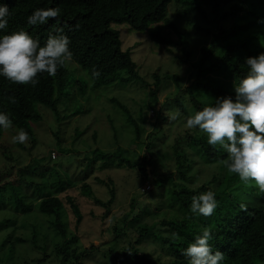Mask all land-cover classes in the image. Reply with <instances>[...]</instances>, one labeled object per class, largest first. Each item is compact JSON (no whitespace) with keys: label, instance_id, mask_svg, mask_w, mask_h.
<instances>
[{"label":"trees","instance_id":"obj_1","mask_svg":"<svg viewBox=\"0 0 264 264\" xmlns=\"http://www.w3.org/2000/svg\"><path fill=\"white\" fill-rule=\"evenodd\" d=\"M172 1L177 3L176 18L196 14L207 23L205 26L194 24L195 30L202 32L203 36L206 33L211 34L208 45L200 48L199 58L191 63L195 69V82L192 87L196 89V94L190 87H186L185 90L192 111L201 109L217 97L233 96V84L238 82L247 70L244 64L245 57L264 52V41L258 42L264 24L256 23L258 14L252 9L247 10L244 0H0V3H6L10 12L8 27L3 30L5 33L24 30L43 43L56 27L62 28L69 38V49L73 53L71 61L88 73L93 88H99L111 83L143 81L138 74L136 63L131 59L130 50L122 49L119 32L111 27L113 23L125 24L130 30L136 32H146L147 38L156 44L166 46V49L177 50L179 54L177 53L176 57L181 63H186L189 53L183 46V34L166 13L167 6ZM48 7L60 9L56 18H49L44 24L34 26L26 23L27 16L34 9ZM252 22H254L253 27ZM208 23L211 24V30L214 28L216 32L214 30L210 32ZM228 24L230 27L225 26ZM153 26L162 27V30L157 29L158 27L155 29ZM222 39L223 42L220 41ZM67 66L65 62L62 67H58L53 76L47 73L38 74V83L35 86L16 84L0 77V111L10 114L11 127L16 130L24 129L28 133V138L32 140L34 137L31 124L41 120L39 105L50 109L54 116L58 117V101L70 83ZM93 70L98 71L99 76L92 77ZM211 74H217L220 78L215 79L211 77ZM151 76L154 83L145 85L146 97L154 108L161 78L157 71H154ZM167 79H173L176 83L178 81L177 76L172 78L165 76L164 80ZM110 101L122 111L125 122L133 127L135 141L138 140L140 128L136 119L123 103L115 98H111ZM179 106L181 107L180 103ZM140 114L141 112L138 115ZM1 132L2 129L0 134ZM174 143L188 147L202 162L215 165V172L203 184L191 188L184 182L190 180L187 172L191 170L190 164L193 158L183 157L177 161V174L182 182L174 181L170 194L181 216L166 218L160 222L169 230L166 236L156 233L152 227L140 225L137 228L136 240V244H139L142 239L148 237L160 239L163 248L173 254V257L159 260L138 249L127 248L119 263L188 264L181 250L193 240L196 234L200 233L203 227L212 231L213 235L209 244L213 250L219 249L224 253L221 264L264 263V192H261L253 182H243L236 174L230 173L224 165L227 159L226 153L218 145L207 144L205 135L184 131L174 139ZM151 147L152 144L147 143L146 152L138 160H132L129 157V155L135 156L133 151L121 147L106 151L95 148L91 151V157L86 158L85 169H90L89 172H91L95 162L108 160L113 165L136 170L137 177L149 180L147 166L151 162ZM27 170H30V166L22 167L19 172L23 173ZM52 174L50 176L52 183L56 184V188H61L63 183L54 181ZM87 175H84V179L82 177L76 179L78 181L76 186L79 185L80 189L87 191L86 194L91 192L86 181ZM167 178L172 179V177H163L150 180L161 189ZM95 179L100 185H104L109 195V199L105 201L94 199L95 204L106 208L102 214L104 217L115 199V186L111 179L106 181L100 178ZM24 185L31 189L30 196H26L22 191L21 188ZM209 189L215 193L217 207L209 216L193 215L189 210L192 196ZM26 198L30 199L26 201ZM36 199L39 200L34 204L39 211L46 215L55 230L65 237L62 220L64 207L58 198L50 195L43 183L27 181L21 175H16L11 181L6 180L0 183V205L5 201L12 203L16 209L20 208L26 214L31 210V205ZM66 202L74 217L75 226H78L83 218L79 206L72 196H66ZM134 204L132 200L129 211L119 220L123 225L134 212ZM152 214L153 212L149 213V215ZM11 221L8 218L1 219L0 229L5 228ZM118 224L113 226L116 235L122 231ZM173 233L175 236L172 235ZM12 242L23 243L24 239L14 237L12 241H9V248H12ZM56 251L59 253L58 248ZM69 254L64 250L61 264L70 259ZM0 260L4 263L6 261V259ZM74 260L67 264H83L77 257ZM36 261L41 264L43 258Z\"/></svg>","mask_w":264,"mask_h":264},{"label":"rangeland","instance_id":"obj_2","mask_svg":"<svg viewBox=\"0 0 264 264\" xmlns=\"http://www.w3.org/2000/svg\"><path fill=\"white\" fill-rule=\"evenodd\" d=\"M244 2L247 10L252 9L258 14L256 23L264 24V0ZM176 8L177 3L172 1L168 4L166 13L183 34V46L189 53L186 63H181L176 57L179 54L177 50L156 44L147 38L146 32H136L125 24L113 23L111 27L119 32L122 49L130 50L131 59L136 63L142 82L132 80L93 88L88 73L74 62L66 61L70 83L58 101V117L50 109L39 105L41 120L31 124L34 138H28L24 143L11 142V136L17 131L13 127L2 129L0 183L11 181L16 175H21L27 181L43 183L50 195L58 198L64 207L62 220L65 225L62 224L66 234L63 237L50 224L49 218L39 211L34 204L39 199L33 201L31 210L26 214L5 201L0 205V220L8 218L12 221L0 229V259H6L5 263L0 260V264H38L36 259L39 258H43L41 264H61L64 250L70 253V259L64 264L75 261V257L83 264H129L119 263L127 248L138 249L159 260L173 257V254L163 248L160 239L148 237L136 244L137 228L146 225L166 236L169 230L160 222L166 218L181 216L170 194L172 183L182 182L177 174V161L183 157L193 158L191 170L187 172L190 180L184 182L191 188L210 179L216 168L215 165L202 162L188 147L174 143V139L184 131L204 135L195 129H188L184 123V118L193 112L185 88L190 87L196 94V89L192 87L195 69L191 63L199 58L200 48L207 46L211 37L210 33L203 36L202 32L194 28V24L205 26L206 21H202L196 14L176 18ZM225 26L230 27V24ZM156 27L158 26H153L155 29ZM207 27L213 32L211 24L208 23ZM157 29L162 30V27ZM220 41L223 42V39ZM263 41L264 25L258 39V42ZM154 71L159 73L161 82L156 96L157 103L152 108L146 97L145 85L154 83L151 76ZM165 76H177L178 81L176 83L173 79H167L170 82H166ZM211 77L220 78L217 74H211ZM111 98L123 103L136 119L140 128L138 140L135 141L133 127L125 122L122 111L110 101ZM176 110L181 115L176 120H169L170 112ZM147 143L152 144L151 162L147 166L149 180L137 177L136 170L113 165L108 160L95 162L91 172L90 169H85L86 158L91 157V151L95 148L106 151L121 147L133 151L135 156L129 157L138 160L146 152ZM25 166H30V170L19 172ZM51 174L54 181L63 183L61 188H56V184L52 183ZM86 174V181L91 188L88 194L79 185L76 186V179L83 178ZM163 177L172 179L167 178L161 189L150 180ZM95 178L105 181L111 179L115 186V199L104 217L102 214L106 208L95 204L94 199L105 201L109 199V195L104 185H100ZM21 189L26 196L32 193L26 185ZM66 196L74 197L79 206L83 218L78 226H75ZM29 199L26 198V201ZM132 200L135 203L134 212L123 225L119 220L129 211ZM151 212L153 214L149 215ZM115 224L122 229L118 235L113 229ZM14 237L23 238L24 242H12V248H9V241Z\"/></svg>","mask_w":264,"mask_h":264},{"label":"clouds","instance_id":"obj_3","mask_svg":"<svg viewBox=\"0 0 264 264\" xmlns=\"http://www.w3.org/2000/svg\"><path fill=\"white\" fill-rule=\"evenodd\" d=\"M60 9L36 8L26 18L30 26L44 24L56 18ZM9 7L0 3V77L21 85L35 86L38 74H56L58 67L71 61L69 38L63 29L56 27L41 43L24 30L3 32L8 27ZM245 75L233 84L234 95L217 97L201 109L184 118L188 129H195L206 136V142L219 146L226 153V169L243 182H253L264 192V52L244 59ZM92 77L99 76L93 70ZM178 110L170 112L169 120L180 116ZM12 126L10 114L0 111V129ZM28 133L18 129L11 142L24 143ZM243 207V205H241ZM217 207L215 193L207 191L193 195L189 210L193 215L209 216ZM175 236V233L172 234ZM212 231L203 227L181 252L188 264H221L224 253L213 250L209 241Z\"/></svg>","mask_w":264,"mask_h":264}]
</instances>
